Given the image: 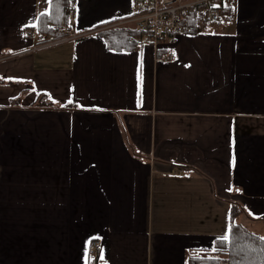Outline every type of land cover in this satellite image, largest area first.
Segmentation results:
<instances>
[{"label": "crops", "instance_id": "1", "mask_svg": "<svg viewBox=\"0 0 264 264\" xmlns=\"http://www.w3.org/2000/svg\"><path fill=\"white\" fill-rule=\"evenodd\" d=\"M69 3L79 37L36 49L49 0H0V264H186L236 204L264 237V0L120 50L96 30L133 0Z\"/></svg>", "mask_w": 264, "mask_h": 264}, {"label": "trees", "instance_id": "2", "mask_svg": "<svg viewBox=\"0 0 264 264\" xmlns=\"http://www.w3.org/2000/svg\"><path fill=\"white\" fill-rule=\"evenodd\" d=\"M69 1L49 0L48 10L37 17L36 29L40 34L56 38L65 36L64 29L70 26L69 14L71 10ZM222 1L219 2L221 14L230 10V7L225 6ZM206 24L210 23L200 19L192 21L191 33L198 31L201 26ZM96 33L102 36L111 49L120 50L135 47L127 40L128 34L134 33V30L129 27L108 26L107 29L100 28L96 30ZM38 100L39 103L33 106L38 109H68L69 111L74 109L71 104L56 105L45 95H39ZM236 206L232 205L231 225L227 236L229 239L216 241L214 250L206 256H189L186 264H264V237L251 232L238 222L242 209L238 208L239 205Z\"/></svg>", "mask_w": 264, "mask_h": 264}, {"label": "built area", "instance_id": "3", "mask_svg": "<svg viewBox=\"0 0 264 264\" xmlns=\"http://www.w3.org/2000/svg\"><path fill=\"white\" fill-rule=\"evenodd\" d=\"M220 1L222 0H133L131 14L111 27H129L134 33L128 34V42L135 47L150 46L157 49L164 40L190 33L192 21L200 19L210 24L217 23L221 18ZM84 35L86 34L81 36ZM27 37L31 38L32 32L27 33ZM78 37L51 36L36 47L41 49ZM99 246L98 240L90 243L89 255L92 261L98 256Z\"/></svg>", "mask_w": 264, "mask_h": 264}, {"label": "rangeland", "instance_id": "4", "mask_svg": "<svg viewBox=\"0 0 264 264\" xmlns=\"http://www.w3.org/2000/svg\"><path fill=\"white\" fill-rule=\"evenodd\" d=\"M226 1H228V0H223L222 1V3H224V5H226ZM233 2H234V0H232ZM110 26H112V24L110 25ZM176 39V38H175ZM44 43V42H43ZM60 44H62V43H60ZM60 44H56V45H60ZM53 46H55V45H53ZM48 47H52V46H47V47H44V48H48ZM150 47V46H149ZM44 48H41V49H44ZM36 49H39V48H36ZM39 103V100H38V102H37V104Z\"/></svg>", "mask_w": 264, "mask_h": 264}, {"label": "snow or ice", "instance_id": "5", "mask_svg": "<svg viewBox=\"0 0 264 264\" xmlns=\"http://www.w3.org/2000/svg\"><path fill=\"white\" fill-rule=\"evenodd\" d=\"M70 102H71V101H69V103H70ZM223 239L227 240V239H229V237L225 236V237H223Z\"/></svg>", "mask_w": 264, "mask_h": 264}]
</instances>
